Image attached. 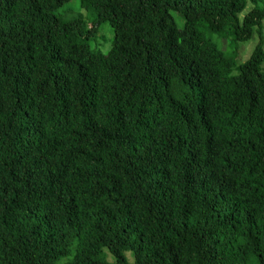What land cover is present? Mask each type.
<instances>
[{
  "label": "trees",
  "instance_id": "obj_1",
  "mask_svg": "<svg viewBox=\"0 0 264 264\" xmlns=\"http://www.w3.org/2000/svg\"><path fill=\"white\" fill-rule=\"evenodd\" d=\"M68 1L0 0V264H264V0Z\"/></svg>",
  "mask_w": 264,
  "mask_h": 264
},
{
  "label": "rangeland",
  "instance_id": "obj_2",
  "mask_svg": "<svg viewBox=\"0 0 264 264\" xmlns=\"http://www.w3.org/2000/svg\"><path fill=\"white\" fill-rule=\"evenodd\" d=\"M58 13L63 14L66 17L82 16L84 21L87 23H92L94 19L93 10L86 5H82L80 0H70L64 3V5L58 9ZM173 16L177 25L181 26L182 23L180 14L173 12ZM262 25L264 26V19L262 20ZM202 30L204 31V34L210 37L217 47L222 50L225 57L234 60L235 62H243L249 56L255 45L259 42L257 32H254L248 40L235 41L232 40L227 29L222 31H211L210 29L204 27ZM112 37V27L108 22H104L100 24L97 34L89 38L87 44L90 46V48L97 49L102 53H106L111 45ZM261 46L264 51V34L261 37ZM261 68L264 71V58L261 62ZM233 72H235V69ZM73 251L74 249L70 251V254L58 260L56 264H62L67 259H70ZM126 255L128 256L129 261H132L130 252H126ZM108 260H112V256L109 254Z\"/></svg>",
  "mask_w": 264,
  "mask_h": 264
},
{
  "label": "built area",
  "instance_id": "obj_3",
  "mask_svg": "<svg viewBox=\"0 0 264 264\" xmlns=\"http://www.w3.org/2000/svg\"><path fill=\"white\" fill-rule=\"evenodd\" d=\"M264 31V30H263Z\"/></svg>",
  "mask_w": 264,
  "mask_h": 264
}]
</instances>
